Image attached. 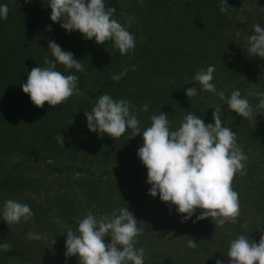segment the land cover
<instances>
[{
	"label": "rangeland",
	"instance_id": "1",
	"mask_svg": "<svg viewBox=\"0 0 264 264\" xmlns=\"http://www.w3.org/2000/svg\"><path fill=\"white\" fill-rule=\"evenodd\" d=\"M123 2L124 0H106V7L117 10V16L114 18L118 20L119 11L124 8ZM250 4L255 5L256 1L250 0ZM249 5L243 7L241 14L243 22L253 17V8ZM155 15L157 17L153 18L154 25L150 24V18L140 21L141 27L151 34L137 40L135 48L126 55H120V58L117 56V68L119 71L128 69L123 77V82L128 84L133 78L128 74L131 71L139 68L140 71L147 70L150 74L149 70H155L158 74L156 78L151 79L150 85L156 87L158 84H165V78L168 76V73L163 74V67H160V74L158 70L159 64L166 62L165 51L170 48L173 51L178 49L183 55L184 63L179 66L178 73L174 74V78L181 83V86L177 85L180 88L176 97L179 112L185 115L193 112L201 116L206 124H214V109L211 107L213 104L219 105L223 126L231 128L236 133L237 143L248 157L246 174H237L233 181V189L239 194L241 206L239 222L235 225L226 224L221 228L210 218L196 221V216L202 211L200 209L196 210V214L190 220L182 222V214L176 211L174 205L162 202L159 195L155 198L148 195L151 185L146 183L145 166L142 172L145 176L143 181H146L139 183L134 181L133 177L140 169L131 165L142 164L138 159L133 158L110 165L100 164L82 171L77 164L72 167L71 162L51 157L29 125L26 112L17 105L7 102L4 109L8 113L7 129L12 137L7 141L0 139V244L7 242L12 247L7 252L0 250V264H79L78 256L67 259L65 257L67 235L65 229L70 227L76 231L78 221L89 211L97 218L105 213L111 217L113 213L118 215L117 210L124 207L134 214L137 226L144 229L137 237L136 247L144 249L145 264H216L217 259L223 260V264H229L227 252L231 239L244 234L258 243L261 235H264V115H258L255 124L238 116L228 108L226 101H220L216 95L201 90L200 84L194 80L197 71L192 69L194 65L198 70L202 68L206 70L208 66L214 65L216 71L213 74V83L218 92L224 91L228 97L232 91L239 90L242 96H246L250 90L264 91V59L251 56L245 51L241 59L236 60L229 54L228 48L233 43L228 40L230 39L228 28L222 41L219 38L213 39V24L210 19L197 18L198 24L189 29H180L162 11L157 10ZM197 16L208 18L205 13ZM128 30L137 36V32L131 27ZM65 33L68 35L66 43H63L66 52H71L70 45L74 40L85 39L83 34L78 32ZM145 42L149 45L143 46ZM204 50L208 51L204 57L209 58L198 60L203 64L197 65L193 56L198 53L203 56ZM115 52L120 54L118 49ZM218 59L221 63H218ZM192 86L196 87L198 92L194 100L186 96L187 88ZM91 90L88 97L99 96L102 87L96 86ZM249 99L253 106L258 103L255 97ZM181 118L177 127L184 117ZM30 142H36L39 146L37 158L41 160H37L34 166L41 168L37 175L39 184L31 188L16 189V185L6 181L9 175L3 170L22 169L23 165L18 163L22 162L23 149ZM81 176L89 179L90 185L94 186L93 189L82 183V188H76ZM2 181H6L5 187ZM56 191L64 194L66 202H71L68 203L69 210L66 213L60 209V203L56 204V207L48 204L60 197L55 196ZM9 199L28 204L34 214L32 219L26 223L21 221L19 224L7 225L3 221L2 212L5 202ZM93 205L95 207H92ZM245 223L248 225L247 229L242 227ZM229 231L232 233L231 236L228 235ZM29 232L40 235L41 239H28ZM189 238L198 243L196 249L187 247ZM110 242L111 237L106 236L105 243Z\"/></svg>",
	"mask_w": 264,
	"mask_h": 264
},
{
	"label": "clouds",
	"instance_id": "2",
	"mask_svg": "<svg viewBox=\"0 0 264 264\" xmlns=\"http://www.w3.org/2000/svg\"><path fill=\"white\" fill-rule=\"evenodd\" d=\"M13 2L16 7L20 6L17 0ZM29 2L24 0L25 4ZM140 3L143 4V0ZM49 7L51 21L59 23L68 33H81L86 40L94 39L98 45L111 41L121 55L135 48L136 37L128 30L134 17H128L122 25L114 18L117 10L106 7V0H50ZM229 8L227 0H221L220 11L227 12ZM8 13V5H0V20H6ZM123 15L119 11V16ZM51 30L49 26L47 31ZM247 43L248 54L264 59V27L256 24L253 34L247 37ZM48 50L54 59L44 57L46 67L32 68L26 83L21 85L22 91L29 95L37 108H43L45 103L56 108L70 97L84 95L77 87L76 75H65L57 70V64H60L66 70L83 72L85 69L81 62L54 40L49 41ZM215 71L214 65L206 70L200 69L194 80L200 84L202 91L226 101L232 112L255 124L257 116L264 115V91L250 90L242 96L239 90H234L226 97L225 92H218L213 83ZM127 72L125 68L111 79L119 82ZM197 95L196 87L187 88L188 98ZM249 97H255L258 103L253 106ZM134 108L127 99L115 100L109 94H101L91 112H84L87 128L100 135L107 134L114 140L129 130L127 139L142 136L143 145L137 155L147 169L146 183L151 185L148 195L153 198L159 195L162 202L174 205L176 211L182 214V222L190 220L200 209L202 211L196 216V221L210 218L221 228L226 224H237L241 206L233 181L237 174H246L248 157L237 143L236 133L223 126L220 106L213 104L211 107L214 109V124H206L201 116L188 112L180 126L172 130L168 115L160 112L151 115V125L143 131ZM148 109L149 105L144 104L140 111L147 112ZM55 139L64 146L60 134ZM117 211L118 215L113 213L110 217L105 213L100 218L89 211L78 221L76 231L67 227L66 259L78 256L79 264H145L144 249L136 247L137 237L144 229L137 226V219L127 207ZM2 215L3 221L11 225L21 221L26 223L34 214L28 204L9 199L3 206ZM242 227L247 229V223ZM228 235L232 233L229 231ZM106 236L111 237L110 243H105ZM28 239L39 240L41 237L29 232ZM11 247L7 242L0 244V250L5 252ZM187 247L196 249L198 243L189 238ZM227 257L229 264H264V235L258 243L244 234L231 239ZM216 264H223V260L217 259Z\"/></svg>",
	"mask_w": 264,
	"mask_h": 264
},
{
	"label": "trees",
	"instance_id": "3",
	"mask_svg": "<svg viewBox=\"0 0 264 264\" xmlns=\"http://www.w3.org/2000/svg\"><path fill=\"white\" fill-rule=\"evenodd\" d=\"M255 1V5H249L250 0H227V5L230 8L227 12H221V0H208L207 2L201 0H143V4L140 3V0H124V8L120 12L125 15L120 16L119 22L124 25L128 17H134L131 29L137 32V36H135L137 41L151 34L141 27L140 21L150 18V24L154 25L153 18L157 17L155 15L157 10L165 13L180 29H189L194 24H198L197 18L199 20L210 19L213 24V39L219 38L222 41L228 28L230 33L228 40H231L235 45L229 46V54L239 60L247 51V37L253 34L254 26L259 24L264 27V0ZM49 3L50 0H30L25 4L24 0H17V4L20 6L16 7L13 0H0V5L7 4L9 7L7 19L0 20V139L7 141L9 137H12L7 129L8 113L4 109V105L10 102L26 112L29 125L38 135V140L41 141L42 147L48 150L50 156L71 162L72 167L77 164L80 170L85 171L100 164L110 165L133 158L141 161L137 152L143 145L142 136L137 135L127 139L131 131L129 130L122 137L114 140L107 134L100 135L87 128L84 112H91L98 98V96L88 97V95L92 91L91 89L100 86L102 87L100 95L106 93L115 100L127 99L131 105L135 106L133 111L141 121L142 131L151 125V115H158L160 112L168 115L167 118L171 121L170 128L175 130L178 128L179 118L186 116L185 113L182 114L178 110L176 97H178L181 83L174 78V74L180 70L179 66L184 63L183 55L178 52V49L173 51L170 48L165 51L164 60L166 62L162 65L159 64L158 69L159 74L160 67H163V74L168 73L165 84L152 87L150 81L156 78L158 73H155V70H149V74L147 70L140 71L139 68L128 73L133 77L128 84L123 82V78L119 82L111 79L113 75L121 72L117 68V56L119 57L121 54L115 52L117 49L113 42L108 41L104 45H98L94 39L74 40L70 45V51L73 53V58L80 61L85 70L83 72L66 70L60 64H57V70L65 75H76L78 77L77 87L84 95L70 97L67 102L56 108H52L48 104L45 105V108H37L33 106L29 95L22 91L21 85L26 83L27 75L32 68L46 67L43 62L44 57L54 59L51 56V51L48 50L49 41L54 40L64 50L63 43H66L68 36L65 33L67 31L59 23L51 21ZM245 5L253 8V17L247 22H243L241 18ZM206 8L209 10L205 11ZM201 13H205L208 18L198 17L197 15ZM49 26L51 31H47ZM232 26L234 27L232 28ZM187 32L185 31V33ZM231 41L228 42L231 43ZM142 45L148 46L149 44L145 42ZM207 53L208 51L204 50L203 56L199 53L193 56L197 65L203 64L198 60L209 58L208 56L204 57ZM220 61L218 59V63H221ZM192 67L194 71H198V67L195 65ZM179 84L180 86H177ZM175 86L177 87L172 90ZM190 98L195 99V97ZM144 104L149 105L147 112L140 111ZM59 134L64 139V146L55 139ZM38 147L36 142H30L23 149L24 158L21 163H18L23 165L20 171L14 168L3 170L6 175H9L6 181L16 185V189L31 188L39 184L37 175L41 168H34L36 161L41 160V158H37ZM131 167L140 169L139 173L134 175V181L137 183L143 181L145 179L144 172H142L144 165L136 164ZM145 171L147 172V169ZM6 181H2L3 186ZM81 183L86 184V187L90 189L94 187L90 185L88 178L82 176L79 178L76 188H82ZM55 193V196L60 197L48 204L56 207V204L60 203V209L66 213L69 210L68 203L71 202L65 201L66 197L63 193L58 191Z\"/></svg>",
	"mask_w": 264,
	"mask_h": 264
}]
</instances>
